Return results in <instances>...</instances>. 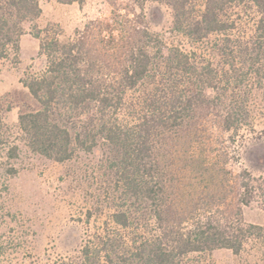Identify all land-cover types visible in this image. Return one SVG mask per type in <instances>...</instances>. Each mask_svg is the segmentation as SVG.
I'll use <instances>...</instances> for the list:
<instances>
[{
	"label": "trees",
	"instance_id": "obj_1",
	"mask_svg": "<svg viewBox=\"0 0 264 264\" xmlns=\"http://www.w3.org/2000/svg\"><path fill=\"white\" fill-rule=\"evenodd\" d=\"M150 2L170 10L168 30L146 24ZM132 3L62 39L35 24L39 0H0V59L17 53L24 33L39 38L35 69L21 79L39 108L21 112L19 128L32 151L58 162L99 142L108 148L113 210L78 264L238 254L264 233L243 218L262 190L236 142L253 128L243 89L264 86V0ZM247 9L246 40L232 33Z\"/></svg>",
	"mask_w": 264,
	"mask_h": 264
},
{
	"label": "rangeland",
	"instance_id": "obj_2",
	"mask_svg": "<svg viewBox=\"0 0 264 264\" xmlns=\"http://www.w3.org/2000/svg\"><path fill=\"white\" fill-rule=\"evenodd\" d=\"M132 1L39 0L42 13L35 24L62 39L72 38L89 20L108 17L114 7L123 13L124 6L133 7ZM246 11L241 12L240 27L232 35L247 40L253 24L251 9ZM143 12L152 30L170 27L171 14L165 5L150 2ZM38 44L39 38L26 32L17 53L0 59V264H78L82 246L107 227L105 221L113 210L108 203L109 185H115V178L107 172L108 148L103 142L92 151L77 150L63 162L27 146L18 115L38 109L39 103L21 79L35 69ZM246 89L253 128L244 130L236 141L239 162L248 169L252 183L261 186L262 195L243 207V218L264 227V86ZM255 236L238 254L217 249L192 255L184 264H264V233Z\"/></svg>",
	"mask_w": 264,
	"mask_h": 264
}]
</instances>
